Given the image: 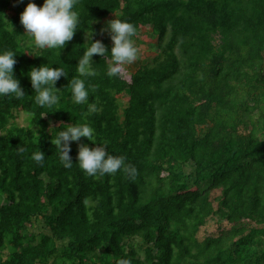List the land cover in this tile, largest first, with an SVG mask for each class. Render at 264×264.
<instances>
[{
	"label": "trees",
	"instance_id": "16d2710c",
	"mask_svg": "<svg viewBox=\"0 0 264 264\" xmlns=\"http://www.w3.org/2000/svg\"><path fill=\"white\" fill-rule=\"evenodd\" d=\"M30 2L44 0H0V51L17 53L27 96L0 98V264H264V0H80L81 27L61 53H33L20 23ZM116 18L136 26L135 43L148 30L152 52L127 79L94 56L76 105L87 32L110 51L100 31ZM47 64L67 73L52 109L27 76ZM79 123L135 172L86 175L79 145H97L84 138L65 168L51 141ZM209 220L216 233L200 235Z\"/></svg>",
	"mask_w": 264,
	"mask_h": 264
},
{
	"label": "clouds",
	"instance_id": "9594fccd",
	"mask_svg": "<svg viewBox=\"0 0 264 264\" xmlns=\"http://www.w3.org/2000/svg\"><path fill=\"white\" fill-rule=\"evenodd\" d=\"M23 3V0H19ZM80 0H44L42 6L34 2L28 3L20 16V23L31 38L35 48L39 50H59L65 48L78 28L81 27V17L78 6ZM109 34L112 41L110 51L101 40H94V30L87 32L88 43L82 56L78 59L75 67L77 76L71 79V99L76 105H83L87 102L90 91L86 87L85 80L81 77H93L96 75L92 58L94 56H110L111 64L108 67V76L117 77L125 71V66L132 65L140 58V49L136 45L134 37L137 35V28L134 24L116 18L109 21L100 34ZM17 53L12 50L0 51V98H15L22 100L26 96L20 81L14 76V66L17 63ZM31 87L35 92V103L44 109H52L60 103V91L56 83L62 77L67 76L64 68L41 65L33 67L27 73ZM94 107V106H93ZM92 110V109H90ZM84 138L91 142L95 138V129L88 123H79L66 126L56 133L51 143L55 145L60 161L67 169L73 167L71 142H79ZM93 145H97L92 143ZM32 159L42 163L45 155L40 150L35 152ZM78 167L88 176H103L115 174L122 168L125 171L135 172L129 169L123 158L109 155L106 146L97 145L89 148L87 144L79 145L77 155ZM119 264H128L127 260H121Z\"/></svg>",
	"mask_w": 264,
	"mask_h": 264
},
{
	"label": "rangeland",
	"instance_id": "374dc122",
	"mask_svg": "<svg viewBox=\"0 0 264 264\" xmlns=\"http://www.w3.org/2000/svg\"><path fill=\"white\" fill-rule=\"evenodd\" d=\"M152 42L153 41L151 40L150 32L148 30H145V29L142 30L139 37H138V41L136 43V45L140 49V58L135 63H133L132 65L125 66V71L122 73V75L125 79L128 78L127 73L134 72L138 68V66H140L144 61H146L149 58L150 53L152 52L150 50L149 45ZM31 48L33 49L32 50L33 53L39 52V49L35 48L34 43H32ZM16 124L19 126H22V127H26L28 124L27 116L24 113H19L17 118H16ZM216 193L217 192H214L213 194H216ZM216 229H217V222L215 220H209L204 225V227L201 229L200 235L215 234Z\"/></svg>",
	"mask_w": 264,
	"mask_h": 264
}]
</instances>
